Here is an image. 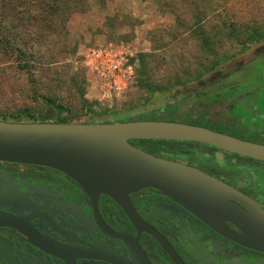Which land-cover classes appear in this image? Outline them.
<instances>
[{
  "label": "flooded vegetation",
  "instance_id": "obj_1",
  "mask_svg": "<svg viewBox=\"0 0 264 264\" xmlns=\"http://www.w3.org/2000/svg\"><path fill=\"white\" fill-rule=\"evenodd\" d=\"M161 97L158 107L142 110V116L129 113L126 120L105 122H182L264 145V38L220 66L174 86ZM171 110L177 115L190 116L192 121L147 117ZM129 142L155 156L200 169L237 189L251 201L245 205L237 202L249 214L250 221L264 214L263 159L191 140L131 139ZM129 199L142 221L140 224L153 227L160 239L139 232L141 227L138 229L126 212L105 195L98 198L97 214H94L97 223L83 219L80 225L65 211H74L81 217L86 214L91 220L89 198L71 178L47 166L0 160V212L17 218L30 216V223L38 224L45 238L63 247L69 255L89 253L124 264H136L138 260L146 264L144 259L150 264L264 261V252L239 245L230 238H247L232 221L221 220L215 214L200 218L154 188L131 192ZM120 232L128 236L132 253L115 237ZM0 239V255L9 260L21 255L25 264H65L2 224ZM83 261L76 260V264Z\"/></svg>",
  "mask_w": 264,
  "mask_h": 264
},
{
  "label": "water",
  "instance_id": "obj_2",
  "mask_svg": "<svg viewBox=\"0 0 264 264\" xmlns=\"http://www.w3.org/2000/svg\"><path fill=\"white\" fill-rule=\"evenodd\" d=\"M109 118V115L104 116L101 122L0 119V160L47 166L71 178L89 198L87 208L91 220L86 214L81 217L74 211H65L80 225L83 219L97 223L94 214H97L98 198L105 195L126 212L138 229L141 227L139 232L143 231L160 239L159 233L153 227L140 224L142 221L129 199L131 192L154 188L199 217L215 214L221 216V220L232 221L243 230L247 238H232L221 232L224 236L230 237L239 245L264 252V214L256 217L254 221L249 220V214L237 203H250L246 195L200 169L155 156L131 144L129 140H191L263 160L264 145L182 122H105ZM0 222L2 226L24 235L38 250H43L65 264H76V260H85L80 264H96L95 261L124 264L89 253L69 255L63 247L46 239L40 226L30 223V216L17 218L0 212ZM115 237L124 243L128 253H132L126 234L116 233ZM24 260L21 255L11 257L10 260L0 255V264H25ZM144 260L146 264H150L147 259ZM136 264H141V260ZM229 264H264V261L248 263L234 259Z\"/></svg>",
  "mask_w": 264,
  "mask_h": 264
},
{
  "label": "rangeland",
  "instance_id": "obj_3",
  "mask_svg": "<svg viewBox=\"0 0 264 264\" xmlns=\"http://www.w3.org/2000/svg\"><path fill=\"white\" fill-rule=\"evenodd\" d=\"M162 1L90 0L86 10L71 14L68 50L56 64L35 75L0 66V117H17L25 109L35 115L43 111L41 96L49 95L63 105L58 118L70 122L108 115L109 120H126L137 109L158 107L161 96L178 81L220 66L258 41L241 44L233 39L217 43L210 52L200 49L189 30L178 29L176 37L168 34L176 16ZM240 4L244 16L253 19L250 23L264 28V0H230L237 14ZM185 19L191 22L195 15ZM147 117L192 121L172 110Z\"/></svg>",
  "mask_w": 264,
  "mask_h": 264
},
{
  "label": "trees",
  "instance_id": "obj_4",
  "mask_svg": "<svg viewBox=\"0 0 264 264\" xmlns=\"http://www.w3.org/2000/svg\"><path fill=\"white\" fill-rule=\"evenodd\" d=\"M89 1L0 0V66H11L18 71L28 70L31 75H35L56 64L60 53L68 50L67 23L71 14L86 10ZM162 3L176 16V25L172 29L170 26L168 34L172 31L176 37L178 29L189 30L196 36L199 48L205 51L210 52L217 43L233 39L244 44L248 40L259 41L264 38V28L250 23L253 19L244 16L242 12L245 9L241 4L237 9L238 14L240 13L238 16L230 5V0H163ZM189 14H194L195 20L187 22L185 16ZM144 59L145 55L142 54V61ZM215 67L207 71L201 70L193 77L178 81L177 85L199 77ZM41 99L43 111L35 115L25 109L17 117L0 119L70 122L58 118L63 110L62 104L55 102L49 95H43ZM137 110L136 114L142 116V110Z\"/></svg>",
  "mask_w": 264,
  "mask_h": 264
}]
</instances>
